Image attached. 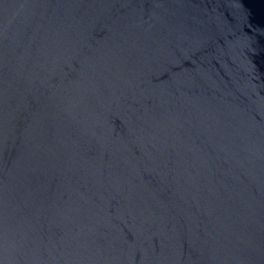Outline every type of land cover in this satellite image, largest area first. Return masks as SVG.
I'll return each mask as SVG.
<instances>
[{
    "label": "water",
    "instance_id": "water-1",
    "mask_svg": "<svg viewBox=\"0 0 264 264\" xmlns=\"http://www.w3.org/2000/svg\"><path fill=\"white\" fill-rule=\"evenodd\" d=\"M0 264H264V0H0Z\"/></svg>",
    "mask_w": 264,
    "mask_h": 264
}]
</instances>
